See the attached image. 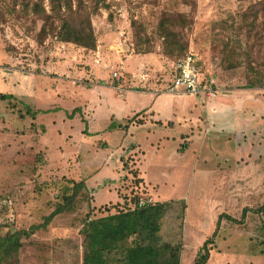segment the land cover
<instances>
[{"label": "rangeland", "instance_id": "1", "mask_svg": "<svg viewBox=\"0 0 264 264\" xmlns=\"http://www.w3.org/2000/svg\"><path fill=\"white\" fill-rule=\"evenodd\" d=\"M82 1L95 50L59 42L52 25L42 34L41 17L21 3L11 13L10 0L0 1V95L11 97L0 99V224L41 225L74 183L86 187L73 212L23 240L21 264H81L82 220L108 207L115 213L134 195L186 203L183 221H175L176 207L168 226L172 240L182 233L180 264H193L207 240L214 241L207 264H264V89L245 88L248 66L264 62L255 38L264 0ZM29 2L49 12L48 0ZM164 13L186 15V55L226 91L211 100H235L229 117L211 119L202 102L210 98L164 91L178 61L163 54L157 34ZM139 35L153 52L138 50ZM128 90L172 99L154 106L156 118L141 111L150 95Z\"/></svg>", "mask_w": 264, "mask_h": 264}, {"label": "trees", "instance_id": "2", "mask_svg": "<svg viewBox=\"0 0 264 264\" xmlns=\"http://www.w3.org/2000/svg\"><path fill=\"white\" fill-rule=\"evenodd\" d=\"M18 3L23 4L24 11L43 19L42 34L47 33L48 25H52L50 34L59 42L74 43L88 50L97 48L91 13L83 5L82 0H48L49 12L38 2L10 0L11 13L15 11ZM262 10L264 11V3ZM53 21L57 23L54 25ZM136 24L132 19V25L136 26ZM190 26L186 15L182 13H164L159 17L157 34L166 57L179 60L186 56L189 46L182 29ZM255 38L258 41L257 47L264 52V23L261 34H257ZM138 39L137 48L140 52H153L154 47L149 45L148 38L139 35ZM233 52L235 53L234 49ZM237 56L241 55L238 53ZM245 76L248 78L246 89H264V62L257 66L249 65ZM6 98L11 97L0 95V99ZM134 118L130 122L135 120ZM130 173L134 176L133 184L139 186L143 182L139 177V171L132 169ZM72 189V194H64L62 202L41 225H33L27 230H11L8 229V225L0 224V264H21L20 252L24 246L23 240L31 238L39 229L49 225L56 216L74 211L81 191L86 189L85 182L74 183ZM122 200L123 208L115 213H111L108 207L105 209L108 211L107 215L92 218L88 214L82 220L81 264H180L183 250L182 233L178 229L180 238L174 241L170 238L174 231L168 226L171 224L169 218L175 217L176 207H179V213L176 214L175 221H183L186 203L166 201L139 207L137 195L125 196ZM213 245V240H207L196 255L193 264H207ZM261 253L264 255V251L261 250Z\"/></svg>", "mask_w": 264, "mask_h": 264}, {"label": "built area", "instance_id": "3", "mask_svg": "<svg viewBox=\"0 0 264 264\" xmlns=\"http://www.w3.org/2000/svg\"><path fill=\"white\" fill-rule=\"evenodd\" d=\"M174 77L170 84L165 88L167 94L174 96L190 95L194 97H207L215 99L226 91L221 89L212 78H203L202 69L196 55L188 54L176 62ZM114 78L117 82L122 79L117 73ZM153 203L151 199L139 198L138 206Z\"/></svg>", "mask_w": 264, "mask_h": 264}, {"label": "crops", "instance_id": "4", "mask_svg": "<svg viewBox=\"0 0 264 264\" xmlns=\"http://www.w3.org/2000/svg\"><path fill=\"white\" fill-rule=\"evenodd\" d=\"M199 65H200V67H201V69L203 71L202 64L200 63V61H199ZM126 92L127 93H132V92H135V93H148L150 95L151 105L146 107V108H143L141 111L145 110L146 112H155L154 116L156 118H162V117L160 115L158 116V114H160V112L158 110H155L154 106L162 108L163 106H165L169 102L170 99H172L171 97L169 98V96H166V97H168L167 99H163L164 96H160L157 99H155L154 98L155 96H154L153 93L144 92L143 90H128ZM234 101H235L234 99H231L230 96H226V94L224 96H222L221 98L217 99V100H211V99L202 100V102L204 104H207V106H209L210 111L212 112V113H210V118L211 119H214L217 116H218V118L220 116H223L224 119L229 117L228 114L231 113V109H229V108L231 106L233 107ZM160 111L162 112V110H160ZM140 112H138V113H140ZM154 116H151L150 118L154 119L155 118ZM224 123L226 124V122H224ZM224 123H223V121H221V124L224 125ZM211 128L212 127H209V129H211ZM225 128H226V126H225Z\"/></svg>", "mask_w": 264, "mask_h": 264}]
</instances>
